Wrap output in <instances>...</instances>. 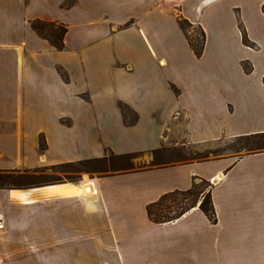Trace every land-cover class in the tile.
<instances>
[{"label":"crops","instance_id":"obj_1","mask_svg":"<svg viewBox=\"0 0 264 264\" xmlns=\"http://www.w3.org/2000/svg\"><path fill=\"white\" fill-rule=\"evenodd\" d=\"M263 5L0 0V169L110 152L152 160L161 147L264 132ZM179 16L203 30L200 56ZM35 20L65 24L63 48ZM194 177L215 180L216 222L198 205L149 218L148 204ZM0 217V264H264V150L0 188Z\"/></svg>","mask_w":264,"mask_h":264},{"label":"trees","instance_id":"obj_2","mask_svg":"<svg viewBox=\"0 0 264 264\" xmlns=\"http://www.w3.org/2000/svg\"><path fill=\"white\" fill-rule=\"evenodd\" d=\"M264 11V5H263ZM179 24L181 28L185 31L186 36L194 49L197 56H200L203 50L205 34L203 30L199 29L200 39L193 38L191 36V24L187 19L179 16ZM33 29L42 37L48 39L57 49H61L64 46V35L66 33V26L63 23L56 22H47L42 20H35L32 22ZM243 32V41L246 45H249L253 48L258 46L249 40L246 35L245 30L242 28ZM246 71L251 70V65L246 63L244 64ZM238 142L240 148L247 150V152H255L264 150V132L255 133L245 136H240L235 138ZM177 152L176 156L178 162H187V161H201L206 158L194 160L198 156L186 157L179 150L174 147H161L153 152L154 156L152 159L151 165H159L166 163H173V160L167 159V156L170 152ZM137 155H141L140 152L134 153H125V154H114L110 152L103 157L84 160L78 163H69L63 166H70L74 164H98L101 165L103 170L110 171H125L131 170V159ZM200 157V156H199ZM201 158V157H200ZM38 173L30 172H14L0 169V188H27L31 186L40 185L48 181L52 182H61L63 179H54L47 181H35L32 180ZM197 178H193V183L190 188L185 190H173L167 192L159 197L156 201L148 204L147 213L149 218L157 223H164L173 221L183 214H185L190 209L198 205L199 209L213 222H216V213L211 198V183L203 178H199L200 182L206 184L205 189H199ZM74 181V180H70Z\"/></svg>","mask_w":264,"mask_h":264},{"label":"rangeland","instance_id":"obj_3","mask_svg":"<svg viewBox=\"0 0 264 264\" xmlns=\"http://www.w3.org/2000/svg\"><path fill=\"white\" fill-rule=\"evenodd\" d=\"M192 37L200 39L199 30L197 28L192 29ZM179 150L186 157H196L194 160H199L203 158H211L220 155L227 156H238L247 152V150L240 148L238 142L235 138H222L217 141L190 145V144H182L177 146H171ZM177 152H170L167 156V159H171L174 162H178ZM201 158H200V157ZM152 160H150L147 154L137 155L131 159V169H138L146 166H150ZM105 172H111L110 170L104 171L101 165L98 164H74L70 166H58L53 167L51 169H42L38 172V174L32 178L35 181H47L54 179H63V180H74L79 181L83 177L86 179L90 176L98 175ZM215 180L209 181L213 184ZM199 189H205L206 184L203 182L197 181Z\"/></svg>","mask_w":264,"mask_h":264},{"label":"built area","instance_id":"obj_4","mask_svg":"<svg viewBox=\"0 0 264 264\" xmlns=\"http://www.w3.org/2000/svg\"><path fill=\"white\" fill-rule=\"evenodd\" d=\"M4 228H5L4 222H3V220L0 217V231L3 230Z\"/></svg>","mask_w":264,"mask_h":264},{"label":"bare ground","instance_id":"obj_5","mask_svg":"<svg viewBox=\"0 0 264 264\" xmlns=\"http://www.w3.org/2000/svg\"><path fill=\"white\" fill-rule=\"evenodd\" d=\"M70 187V186H69ZM83 187V186H82ZM65 188V187H64ZM63 188V189H64ZM62 189V190H63ZM70 189V188H69ZM86 190L88 191V193H89V190H91V186L90 185H86ZM67 192H69V191H67ZM21 193V192H20ZM60 193V192H59ZM66 193V192H65ZM91 193V192H90Z\"/></svg>","mask_w":264,"mask_h":264}]
</instances>
